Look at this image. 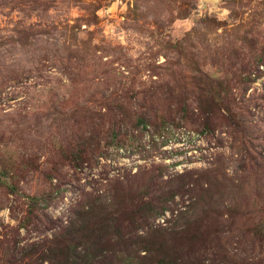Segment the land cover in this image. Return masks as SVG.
Returning a JSON list of instances; mask_svg holds the SVG:
<instances>
[{"label": "rangeland", "instance_id": "1", "mask_svg": "<svg viewBox=\"0 0 264 264\" xmlns=\"http://www.w3.org/2000/svg\"><path fill=\"white\" fill-rule=\"evenodd\" d=\"M0 264H264V0H0Z\"/></svg>", "mask_w": 264, "mask_h": 264}, {"label": "trees", "instance_id": "2", "mask_svg": "<svg viewBox=\"0 0 264 264\" xmlns=\"http://www.w3.org/2000/svg\"><path fill=\"white\" fill-rule=\"evenodd\" d=\"M73 239H74V241L75 242H77V241H79V242H81V240H82V236H81V234H74L73 236ZM78 242V243H79ZM93 242V241H92ZM94 243H96V242H94ZM67 249H70L69 247H67ZM144 249V248H143ZM146 251V250H145ZM81 261V260H80Z\"/></svg>", "mask_w": 264, "mask_h": 264}]
</instances>
